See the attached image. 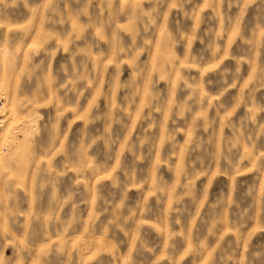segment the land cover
<instances>
[{
	"label": "rangeland",
	"instance_id": "374dc122",
	"mask_svg": "<svg viewBox=\"0 0 264 264\" xmlns=\"http://www.w3.org/2000/svg\"><path fill=\"white\" fill-rule=\"evenodd\" d=\"M0 264H264V0H0Z\"/></svg>",
	"mask_w": 264,
	"mask_h": 264
}]
</instances>
